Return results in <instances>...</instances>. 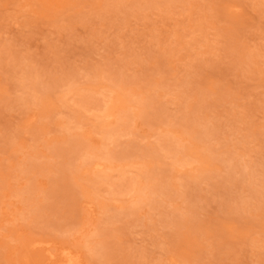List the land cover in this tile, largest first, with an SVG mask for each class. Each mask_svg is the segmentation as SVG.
I'll return each mask as SVG.
<instances>
[{
    "label": "rangeland",
    "instance_id": "1",
    "mask_svg": "<svg viewBox=\"0 0 264 264\" xmlns=\"http://www.w3.org/2000/svg\"><path fill=\"white\" fill-rule=\"evenodd\" d=\"M115 94L126 112L100 116ZM72 136L107 156L98 180ZM68 244L81 264H264V0H0V264Z\"/></svg>",
    "mask_w": 264,
    "mask_h": 264
},
{
    "label": "bare ground",
    "instance_id": "2",
    "mask_svg": "<svg viewBox=\"0 0 264 264\" xmlns=\"http://www.w3.org/2000/svg\"><path fill=\"white\" fill-rule=\"evenodd\" d=\"M115 93H117V91L113 90ZM105 107L103 108V111L105 113H102L100 116L104 117V118H108V117H116V116H120L122 113L124 114V112H126L127 110V106L125 104V102L122 100V98L118 97V94H115L111 99L107 98L105 101ZM99 103L96 102V105H98ZM195 110V109H194ZM122 114V115H123ZM162 116V115H160ZM95 127H97V129L101 132V133H105V134H110V129L108 128L109 125L108 124H96ZM185 127L188 128V130L190 132H194L195 134L198 135L197 139L198 141L202 140L204 141V136H206L209 132V130H205L202 131L199 129L197 121L196 120H190L185 124ZM74 135H77L76 133H74ZM73 135V136H74ZM73 136L71 137V143L68 149V152H77L79 149L84 150L85 154H90L92 156H94V159L90 162H88V165H90V167L88 168L89 172V177L87 178V180H94L97 179L100 175V172L104 169V163H101L100 161H107L108 158L105 154H103L99 149L100 148H93L91 147V145H88L84 142L83 139H81L78 136H75L73 138ZM170 148H172V152L175 154V156L180 157V155L184 154L187 156H190L192 154V150L189 146L187 145H180L179 148L174 149L171 145ZM59 152V151H58ZM64 152V151H63ZM114 162V161H113ZM110 163V161H109ZM39 167L44 168V166H41L40 164H36ZM48 167V166H47ZM230 174V170L228 175ZM157 179H159L161 176L166 175V171L165 170H161L159 172H157L156 174L153 173V176H147L145 177L144 180L141 181L140 185H138V183H132L129 182L128 183V187L131 190H137L136 194L133 195L132 200H143L146 198V193H144V188L146 183L145 182H152L157 181L155 180L156 177ZM102 177V176H101ZM101 180V178H99ZM98 180V179H97ZM160 181V180H159ZM130 184V185H129ZM171 190L172 187L170 185L169 182L165 183L163 185V194L166 197H172L171 195ZM187 195L190 194V189L187 187V190L185 192ZM101 203V201H100ZM171 222L174 223V225L176 226V224L178 226H181L183 224L186 223L187 219L183 218L182 216H178V215H173L171 218ZM48 258H50L49 264H81V250L79 248H76L75 245H61L59 247V249L57 250V252L55 254L49 252L48 253Z\"/></svg>",
    "mask_w": 264,
    "mask_h": 264
}]
</instances>
